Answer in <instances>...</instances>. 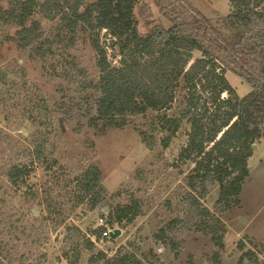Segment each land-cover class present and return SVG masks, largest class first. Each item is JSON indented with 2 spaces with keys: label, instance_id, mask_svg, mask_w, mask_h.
<instances>
[{
  "label": "trees",
  "instance_id": "trees-1",
  "mask_svg": "<svg viewBox=\"0 0 264 264\" xmlns=\"http://www.w3.org/2000/svg\"><path fill=\"white\" fill-rule=\"evenodd\" d=\"M4 1L7 6L0 5V24L15 27L11 39L19 49L28 50L32 59L41 61L48 75L62 78L84 94L89 105L87 126L96 134L124 128L130 117L142 116L148 120L147 129L137 128L142 141L154 148L160 134L162 146L168 148L183 124L190 125L179 153L180 162L189 163L188 189L181 198L187 206L180 209L183 216L165 221L154 238L178 252L177 230L183 224L194 227L209 235L217 247L211 264H221L227 232L222 216L241 206L253 145L264 138V0H230L224 22L230 35L188 0H155L170 24L157 22L145 32L136 14L141 0ZM104 30L112 41L109 46L102 40ZM86 46L93 52L94 71L78 54ZM109 48L119 58L118 65L109 59ZM228 70L251 85L248 94H238ZM9 72L0 69V83H8ZM181 90L185 108L179 116L167 115ZM66 118L72 116L61 119L63 128ZM30 156L29 163L6 166L4 174L13 185L27 184L34 164L46 160L44 143H37ZM75 180L79 203L87 201L95 209L105 200L116 202L107 217L110 224H129L142 213V202L135 195L123 204L117 201L120 191L108 194L103 172L95 163ZM216 183L219 196L212 210L204 200L209 186ZM104 229L91 233L101 235ZM67 230L64 255L69 264H78L83 250L92 252L90 264L159 262L157 252L144 250L136 241L109 256L78 226ZM239 248L244 252L237 264H245L246 259L248 264H261L257 251L245 250L244 241ZM7 255L14 260L0 239V264H9Z\"/></svg>",
  "mask_w": 264,
  "mask_h": 264
},
{
  "label": "rangeland",
  "instance_id": "rangeland-1",
  "mask_svg": "<svg viewBox=\"0 0 264 264\" xmlns=\"http://www.w3.org/2000/svg\"><path fill=\"white\" fill-rule=\"evenodd\" d=\"M188 1L230 35V28L224 24L230 0ZM0 5L7 6L4 0H0ZM136 14L143 32L157 22L170 24L155 0H141ZM45 27L49 25L45 23ZM14 34L15 27L0 24V69L10 71L8 83H0V239L6 242L14 258L7 255L6 263L69 264L64 255L67 228L78 226L91 237V231L100 228L99 219L103 217L109 227L122 231L116 239L98 241L97 249L109 256L136 241L144 250L158 253L157 264H211L217 247L209 235L194 227L189 229L183 224L177 230L178 252L154 238L165 221L177 214L183 216L187 206L181 204V198L188 189L185 176L189 163L182 164L179 153L186 145L190 125L183 124L168 148L162 146L160 134L154 148H148L142 141L137 128L145 130L148 123L142 116L130 117L124 128L96 134L87 126L89 105L84 94L80 95L74 85L62 78L48 75L41 61L17 47L11 39ZM101 35L109 46L112 41L106 31ZM108 52L109 59L118 65L114 49L109 48ZM78 54L89 71H94L89 46ZM199 56L200 52L195 51V57ZM227 77L241 97L251 91V85L237 73L228 70ZM185 105V92L181 90L166 113L179 116ZM67 115L72 118H66L63 128L61 119ZM42 142L46 160L34 164L35 171L27 184L10 183L4 174L6 166L29 163L31 151ZM256 145L249 159L250 176L244 183L242 204L222 216L227 232L221 264L238 263L244 252L239 248L241 241L245 250L257 251L260 263L264 264V138ZM93 163L103 172L108 194L121 192L118 202L129 203L131 195L141 200L142 213L133 222L126 225L107 222L116 204L114 200H105L95 209L87 201L78 202L75 178ZM218 196L219 185L211 184L204 204L213 210ZM181 208L184 210L180 212ZM91 254L83 250L78 264H90ZM248 263L246 259L245 264Z\"/></svg>",
  "mask_w": 264,
  "mask_h": 264
},
{
  "label": "built area",
  "instance_id": "built-area-1",
  "mask_svg": "<svg viewBox=\"0 0 264 264\" xmlns=\"http://www.w3.org/2000/svg\"><path fill=\"white\" fill-rule=\"evenodd\" d=\"M99 226L105 228L103 232L101 233V235L93 234V236L90 237L92 241H94L97 244L99 240L111 238V233L114 230V228H111L108 226V224L106 223V220L103 217L99 219Z\"/></svg>",
  "mask_w": 264,
  "mask_h": 264
},
{
  "label": "water",
  "instance_id": "water-1",
  "mask_svg": "<svg viewBox=\"0 0 264 264\" xmlns=\"http://www.w3.org/2000/svg\"><path fill=\"white\" fill-rule=\"evenodd\" d=\"M257 147L256 144L253 145V149H255ZM122 231L118 228L114 229L111 233V238L112 239H116L119 235H121Z\"/></svg>",
  "mask_w": 264,
  "mask_h": 264
}]
</instances>
